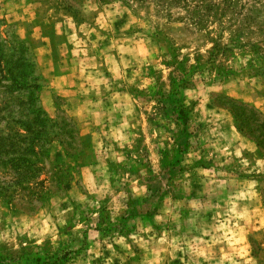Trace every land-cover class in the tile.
<instances>
[{
  "label": "rangeland",
  "instance_id": "1",
  "mask_svg": "<svg viewBox=\"0 0 264 264\" xmlns=\"http://www.w3.org/2000/svg\"><path fill=\"white\" fill-rule=\"evenodd\" d=\"M0 22L28 46L14 106L52 127L0 196V264H264V0H0Z\"/></svg>",
  "mask_w": 264,
  "mask_h": 264
},
{
  "label": "trees",
  "instance_id": "2",
  "mask_svg": "<svg viewBox=\"0 0 264 264\" xmlns=\"http://www.w3.org/2000/svg\"><path fill=\"white\" fill-rule=\"evenodd\" d=\"M5 24L0 22V125L1 121L10 118L12 113L20 114V120L16 123L6 121L5 125L0 126V196H5L9 189L21 188L25 190V185L37 177V173L42 168L38 167L37 162H32L31 157L37 156L36 153L44 152L45 142L50 137L49 131L51 119L47 117L40 105L30 104L31 100H26L15 107L12 101L13 91L23 87L24 91L33 92L34 85L29 82H19L12 80L8 70L7 56L11 52L22 53L28 46L18 35L7 36V30L1 27ZM22 58L25 64L26 58ZM11 79L7 84L4 80ZM37 97H34V100ZM34 165V166H33ZM36 167V168H35ZM33 172L35 175H33ZM32 173V174H31ZM11 199H8L9 201Z\"/></svg>",
  "mask_w": 264,
  "mask_h": 264
}]
</instances>
